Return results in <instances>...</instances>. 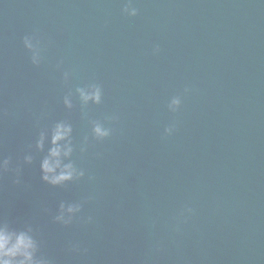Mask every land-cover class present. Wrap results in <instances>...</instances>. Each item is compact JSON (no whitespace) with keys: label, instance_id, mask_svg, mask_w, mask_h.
<instances>
[{"label":"water","instance_id":"water-1","mask_svg":"<svg viewBox=\"0 0 264 264\" xmlns=\"http://www.w3.org/2000/svg\"><path fill=\"white\" fill-rule=\"evenodd\" d=\"M125 2L0 0V224L30 227L51 264H264V2L132 0L135 17ZM90 85L101 103L81 101ZM60 121L85 177L52 186ZM61 203L82 205L67 225Z\"/></svg>","mask_w":264,"mask_h":264},{"label":"clouds","instance_id":"clouds-1","mask_svg":"<svg viewBox=\"0 0 264 264\" xmlns=\"http://www.w3.org/2000/svg\"><path fill=\"white\" fill-rule=\"evenodd\" d=\"M264 2V0H262ZM124 14L135 17L138 10L134 7L132 0H126L122 9ZM25 48L33 52L32 63L38 64V51L34 50L33 43L29 38L24 39ZM160 51L157 46L153 52ZM190 90L185 88V94ZM80 99L83 103L87 104L89 101L99 104L102 100L101 88L97 85H90L85 88H78ZM64 104L67 108L72 107L69 97L64 98ZM181 106V97L174 96L169 101L167 107L170 112H177ZM176 131V124L173 122L164 129L165 136H171ZM73 128L71 124L63 121L57 122L51 129L50 134V147L47 155L40 163L41 179L52 186H62L68 182L78 181L85 177V170L78 168L72 162V155L75 147L72 139ZM111 129L105 127L99 122H94L91 129V136L96 141H103L110 137ZM46 136L44 133L40 134L36 142V147L40 150L44 149ZM89 145V138L86 135L80 145V152L83 154L87 151ZM31 157H25L28 163H31ZM67 161V162H65ZM10 167L9 159L5 158L0 160V170L8 172ZM15 183H20L19 176H16ZM82 205L79 203L60 204L59 214L55 217L57 222L67 225L70 223L71 217L74 214L80 213ZM68 214V219L65 214ZM193 214L191 207H185L179 213L181 218H187ZM92 218L88 217L87 222H91ZM73 251H79V246L74 245ZM0 264H51L50 259L41 252V245L37 239L32 235V229L29 227L27 230H15L10 228L7 224H0Z\"/></svg>","mask_w":264,"mask_h":264}]
</instances>
